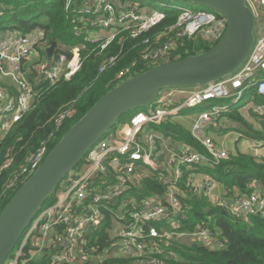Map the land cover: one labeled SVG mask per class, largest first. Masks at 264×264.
<instances>
[{
    "label": "built area",
    "instance_id": "2783aa9c",
    "mask_svg": "<svg viewBox=\"0 0 264 264\" xmlns=\"http://www.w3.org/2000/svg\"><path fill=\"white\" fill-rule=\"evenodd\" d=\"M75 1L67 0V6ZM246 2L257 21L256 39L248 60L239 71L208 87L176 90V95H184V101L176 109L170 107L169 98L162 96L157 108L133 115L123 128L95 144L79 168L63 180L54 194L53 203L44 206L34 218L5 264H77L89 259L99 262L116 255L132 257L145 251L147 238L169 237L180 228L176 216L182 210V203L177 196L186 169L194 171V167L199 165H217L228 158L226 149L214 144L205 132L208 127L216 126L225 109L211 105L195 118L192 134L207 154L184 145H170L156 127L183 109L204 107L215 99L233 96L240 100L247 93L263 99L259 104L252 103V111L264 117V0ZM73 13L82 22H88V27L93 29V42H101L102 49L107 48L120 32H128L133 39H139L166 18L163 10L148 12L139 3H120L117 0H84L82 5L73 9ZM88 27H78L77 33L88 31ZM227 29L228 19L220 13L183 10L167 34L158 36L153 44L149 38L143 40L142 45L148 47L142 62L121 70L117 79L121 82L169 62L181 40L200 35L206 45L215 44ZM171 33L173 36L162 42ZM48 48L41 31L27 35L9 31L0 36V78H11L15 85L14 88L0 85V148L5 136L29 112L33 103L34 86L24 71L25 62L40 56V50L47 53ZM73 53L71 59L65 54L56 55L51 67L48 57L41 59L40 56L36 66L40 76L38 82L54 83L62 76L65 79L75 76L80 71L81 61L79 49L75 48ZM114 64L115 59L111 58L108 65ZM105 69L103 67L101 72ZM47 156L46 147H42L7 186V193L28 181ZM11 165L12 160H8L2 169ZM151 171L158 172L159 180L167 187L165 202L133 196L139 180ZM186 186L194 196L214 197L216 185L212 178L207 177L199 186L194 180L187 179ZM214 202L234 216H264V194L260 192L238 197L235 201L223 199ZM166 204L172 211L164 206ZM107 218L111 220L108 232L114 242L102 253L97 250L99 246L93 248L91 240L103 228ZM153 222L163 226L158 229L151 224ZM165 224L169 226L164 227ZM178 236L208 247L218 246L208 228Z\"/></svg>",
    "mask_w": 264,
    "mask_h": 264
},
{
    "label": "trees",
    "instance_id": "16d2710c",
    "mask_svg": "<svg viewBox=\"0 0 264 264\" xmlns=\"http://www.w3.org/2000/svg\"><path fill=\"white\" fill-rule=\"evenodd\" d=\"M83 2L84 0H76V5L80 6ZM167 14L166 19L139 39H133L128 32L121 33L110 46L101 49L99 44L93 42L92 28L81 34L77 33L81 26L78 19L66 11V0H0V36L9 31H18L23 35L41 31L49 47L57 42L58 47L62 45L65 48H57L54 54L65 53L70 58V49L80 47L82 59V67L74 77L70 80L61 79L53 85L36 80L35 68L38 62L31 64L29 74L24 67L28 80L34 86V99L29 112L13 126L1 144L0 215L14 194L27 182L7 193L6 188L15 176L42 147H46L49 154L73 125L102 97L116 88V76L121 70L135 62H142L148 47L142 45L143 40L149 38L153 44L158 36L167 34L170 27L176 24L179 12L169 11ZM172 36L173 33L168 34L162 42ZM214 46H207L201 38L181 40L170 62L207 52ZM40 54L41 59L47 57L46 51L40 50ZM111 58L115 59L114 66L101 74L100 68ZM250 96L261 103L260 97L253 94ZM135 112L123 115L118 123L127 122ZM221 116L232 123L229 129H236L241 137L264 144V117L253 114L247 104L232 105ZM156 128L174 146L183 144L193 150L205 152L192 137L191 124L170 118ZM8 160H12V165L8 169H2ZM197 170L216 179L226 193L232 196L237 194L247 197L260 189L264 192V159L255 155L237 151L217 165L199 166ZM193 172L186 169L179 185L180 194L177 197L182 203V210L176 216L180 228L175 229V232L192 234L199 228H208L220 247L210 248L188 242L186 237H175L174 233L169 237L161 235L147 238L145 251L132 257L116 255L99 262L89 259L88 262L77 264H264V216H234L229 212L225 214L217 203L205 195L194 196L186 186V180ZM166 192L167 187L159 180V173L151 171L139 180L138 186L133 189V196L138 199L151 197L165 202ZM48 205L50 199L45 207ZM164 206L172 211L171 206ZM110 224L111 220L107 218L103 228L91 240L93 248L99 246L98 252L104 253L114 242L108 232ZM151 224L158 229L163 226L158 222ZM168 226L165 224L164 227ZM168 230L173 231L171 227ZM96 237H99L98 241Z\"/></svg>",
    "mask_w": 264,
    "mask_h": 264
},
{
    "label": "water",
    "instance_id": "95a60500",
    "mask_svg": "<svg viewBox=\"0 0 264 264\" xmlns=\"http://www.w3.org/2000/svg\"><path fill=\"white\" fill-rule=\"evenodd\" d=\"M178 1L225 15L228 18L225 36L205 53L162 65L122 83L70 128L1 213L0 264H5L62 180L123 115L154 107L163 90L213 85L236 73L248 59L255 42V18L245 0ZM57 48L58 43L54 42L47 49L49 63Z\"/></svg>",
    "mask_w": 264,
    "mask_h": 264
},
{
    "label": "bare ground",
    "instance_id": "6f19581e",
    "mask_svg": "<svg viewBox=\"0 0 264 264\" xmlns=\"http://www.w3.org/2000/svg\"><path fill=\"white\" fill-rule=\"evenodd\" d=\"M118 2H120V3H128V2H133V3H136V2H134L133 0H128V1H121V0H117ZM245 2H246V0H245ZM246 5H247V2H246ZM143 6V5H142ZM248 6V5H247ZM77 7H79L78 5H76V1L71 5V6H67V0H66V11L68 12V13H70L71 15H73V16H75L74 15V13H73V9H76ZM144 7V6H143ZM205 8V7H204ZM146 9V8H145ZM207 9H209V8H207ZM250 9V8H249ZM148 12H151V11H156V10H149V9H146ZM159 10H163V11H165L166 12V17L168 16V12L169 11H178L179 12V16H180V14H181V12L183 11V10H181V9H179L177 6H175V5H173V4H169V3H162L161 4V9H159ZM184 10H186V9H184ZM188 10H190V9H188ZM202 10H204V11H209V10H211V12H213V13H218V12H216V11H214V10H212V9H209V10H205V9H202ZM251 10V9H250ZM193 11H200V10H193ZM252 12V11H251ZM253 14V13H252ZM222 15V14H221ZM223 16H225V15H223ZM254 16V15H253ZM76 17V16H75ZM226 17V16H225ZM227 18V17H226ZM255 18V17H254ZM76 19H78V23L80 24V28H83V26H87L88 27V22H82L81 21V18H78V17H76ZM166 19V18H165ZM178 19H179V17H178ZM228 19V18H227ZM178 21V20H177ZM177 23V22H176ZM256 25H257V21H256V19H255V30H254V34H255V39H256ZM155 27V26H154ZM88 29H90V27H88ZM93 30V29H92ZM151 30V29H150ZM228 30V29H227ZM86 31V30H85ZM84 32V31H83ZM227 32V31H226ZM121 33H123V32H120L119 34H117V36L116 37H118L119 35H121ZM97 34V33H96ZM143 34H145V33H143ZM142 34V35H143ZM226 34V33H225ZM141 35V36H142ZM140 36V37H141ZM225 36V35H224ZM223 36V37H224ZM93 37V36H92ZM116 37H115V39H116ZM94 38V37H93ZM198 38H201L202 39V41L204 42V40H203V38L199 35V36H196V37H194V38H192V39H198ZM114 39V40H115ZM192 39H184V40H192ZM113 40V41H114ZM112 41V42H113ZM221 41V40H220ZM220 41H218L217 43H215V44H209L210 46H214V45H217ZM112 42H111V44H112ZM94 43H97V44H101V42H94ZM205 43V42H204ZM255 43V42H254ZM110 44V45H111ZM109 45V46H110ZM75 48H78L79 49V56H80V51H81V48L80 47H74V48H71L70 49V53H71V57L69 58L65 53H59V54H65L67 57H68V59H71L72 57H73V55H74V53H73V51H74V49ZM102 49V48H101ZM106 49V48H105ZM212 49V48H211ZM177 50H178V48H177ZM176 50V51H177ZM252 51V50H251ZM175 52V51H174ZM173 52V53H174ZM205 53V52H204ZM199 54H202V53H199ZM251 54V53H250ZM56 55H58V54H54L53 55V58H52V61L50 62V67L53 65V63H54V60H55V57H56ZM250 56V55H249ZM249 58V57H248ZM110 60V59H109ZM108 60V61H109ZM248 60V59H247ZM246 60V61H247ZM80 61H81V67H82V59H81V57H80ZM108 61L100 68V73L101 74H104L105 72H107L111 67H113L114 65H108ZM245 61V62H246ZM244 62V63H245ZM168 63H171L170 61L169 62H167V63H164V64H162V65H166V64H168ZM243 63V64H244ZM162 65H160V66H162ZM160 66H157V67H154V68H149V69H146L144 72H142V73H139V74H137V75H134L133 77H131V78H129V79H126V80H124V81H119L118 79H117V76H116V79L118 80V86L119 85H121L122 83H124V82H126V81H128V80H130V79H133V78H135V77H137V76H139V75H141V74H143V73H145V72H147V71H149V70H151V69H155V68H158V67H160ZM103 67H106V69H105V71H103V72H101V69L103 68ZM242 67V66H241ZM240 67V68H241ZM239 68V69H240ZM81 69V68H80ZM239 71V70H238ZM78 73V72H77ZM76 73V74H77ZM233 74H235V73H233ZM233 74H231L230 76H232ZM230 76H227V77H230ZM74 77V76H73ZM227 77H225V78H227ZM72 78V77H71ZM70 78V79H71ZM224 78V79H225ZM61 79H65V77L64 76H62L58 81H60ZM70 79H65V80H70ZM223 80V79H222ZM222 80H220V81H222ZM58 81H56V82H54V83H52V82H50V84H55V83H57ZM220 81H218V82H220ZM218 82H216V83H214V84H217ZM118 86H116V87H118ZM211 86V85H210ZM190 89H193V88H180V89H166V90H163L160 94H159V96H158V99H157V103H156V105L154 106V107H152V108H147L148 110L147 111H136L133 115H135V114H137V113H139V112H148V111H150V110H152V109H155V108H157L158 106H159V102H160V99H161V97L162 96H165V97H167V98H169L170 100H171V102H170V107L172 108V109H176V108H178L179 107V105H180V103L182 102V101H184V95H176L174 92L176 91V90H190ZM245 97V96H244ZM243 97V98H244ZM177 98H179V100L177 99ZM242 98V99H243ZM261 98V97H260ZM224 98H221V99H215V100H213V101H216V100H223ZM237 99V98H236ZM242 99H240V100H237V102L234 104V105H236L237 103H239ZM252 101H255V99H252L247 105H248V107L251 109V111H252ZM263 101V99L261 98V102ZM221 108H224L225 109V111H223L222 113L223 114H225V113H227L228 112V109L230 108V107H227V108H225V107H221ZM185 110H190V109H183V110H181V111H179L177 114H175V115H171V116H169V117H167L161 124H159V125H157V126H160V125H162L163 123H165L168 119H170V118H177V117H180L181 116V113L183 112V111H185ZM253 112V111H252ZM253 114H255V113H253ZM132 115V116H133ZM222 115V114H221ZM256 115V114H255ZM132 116L130 117V119L132 118ZM64 117H62V119H63ZM196 118V117H195ZM129 119V120H130ZM227 120L225 119V118H223V116H220L218 119H217V121H216V126H210V127H208L207 129H212V128H216V130L217 131H223V129L225 128V126H224V123L226 122ZM117 124H118V122H117ZM116 124V125H117ZM193 129V128H192ZM205 132H206V129H205ZM111 134H113V133H111V130H110V132L107 134V135H105L101 140H103V139H105V138H107L108 136H110ZM238 136H239V139L241 140V139H243V137H241L240 136V134H238ZM64 137V136H63ZM192 137H193V134H192ZM194 138V137H193ZM245 139H247V138H245ZM101 140H99V141H101ZM247 140H249V139H247ZM98 141V142H99ZM97 142V143H98ZM167 142L170 144V145H172L169 141H168V139H167ZM253 142H257V141H253ZM96 143V144H97ZM257 143H259V144H262V143H260V142H257ZM201 145V144H200ZM202 146V145H201ZM93 147V146H92ZM91 147V148H92ZM203 147V146H202ZM261 147H263V145L261 146ZM90 148V149H91ZM204 148V147H203ZM89 149V150H90ZM192 149V148H191ZM205 149V148H204ZM194 151H196V150H194ZM227 151V150H226ZM197 152H199V151H197ZM88 153H89V151H88ZM87 153V154H88ZM201 153H203V154H207V151H206V149H205V152H201ZM230 154H231V152H229L228 151V158H229V156H230ZM256 155V157L257 158H261L260 157V153H256L255 154ZM87 156V155H86ZM86 156L84 157V159L86 158ZM227 158V159H228ZM84 159L77 165V167L84 161ZM199 166H208V167H212L213 165H199ZM199 166H196V167H194V172L193 173H191V175H190V177H189V179H191L192 181L194 180L195 182H196V180H195V177H194V175H196V170H197V168L199 167ZM75 168L73 171H71L63 180H65L68 176H70L72 173H74L78 168ZM201 173V172H200ZM207 177H209V178H212L211 176H209L208 174L207 175H205V180L207 179ZM212 179H214V178H212ZM63 180H62V182H63ZM214 181H215V185H217L219 182L216 180V179H214ZM61 182V183H62ZM61 183H60V185H61ZM196 184H197V186H199L200 185V183H198V182H196ZM60 185L57 187V189L55 190V192L59 189V187H60ZM216 187V186H215ZM55 192H54V194H55ZM191 192H193V191H191ZM259 192V191H258ZM194 193V192H193ZM260 193H262V194H264V192H260ZM54 194L51 196V200H50V204H52L53 203V197H54ZM198 195H203V194H198ZM226 197L227 198H229L230 197V195L229 194H227L226 193ZM209 200H212L213 201V199H210L209 197H207ZM238 198V197H237ZM236 198V199H237ZM235 199V200H236ZM223 212H227V211H224V210H222ZM247 215V214H246ZM174 236L175 237H178V234H176V232L174 231ZM179 238H182V237H179ZM215 240H216V242H217V239L215 238ZM192 243H195V242H192ZM217 247H214V246H209L210 248H218V247H220L219 245L220 244H218L217 243ZM208 247V246H207Z\"/></svg>",
    "mask_w": 264,
    "mask_h": 264
},
{
    "label": "rangeland",
    "instance_id": "374dc122",
    "mask_svg": "<svg viewBox=\"0 0 264 264\" xmlns=\"http://www.w3.org/2000/svg\"><path fill=\"white\" fill-rule=\"evenodd\" d=\"M136 3H139L141 5L144 6V8L149 9V10H159L161 9V4L162 3H169V4H173L175 6H177L179 9L184 10V9H190V10H209L207 8L192 4V3H188V2H184V1H178V0H133ZM211 11V10H209ZM207 46H209V44H207ZM65 49L62 45H59L58 49ZM33 60L31 61L32 64H36L39 61V58H32ZM252 100L250 94H245V97L239 102L240 105H246L248 104L250 101ZM237 102L236 96H233L231 98H227V99H223V100H216V101H212L207 103L206 105H204V107H199L196 109H190V110H185L181 113V117L185 118V119H193L196 115L199 114V112L203 111L206 109V107L211 106V105H215V106H219V107H231L232 105H234ZM253 104H259V101H252ZM217 108V107H216ZM175 119V118H174ZM129 120V119H128ZM127 120V122L124 123H118L113 129H111V133H115L118 130H120L121 128H123L126 124L129 123V121ZM179 121V120H178ZM195 122V120H194ZM232 125V123H230L229 121H226L224 123L225 128H227L228 130H225V128L223 129V131H217L216 128H212V129H206V135L209 136L210 138H212L213 143L216 144L217 146L224 148L227 150V152H231V153H235L237 152V148L238 149H242L243 147H247L249 149V152L251 153H260L261 157L264 158V144H259L257 142H253L251 140H247L245 138L243 139H239L238 136V131H236V129H229V127ZM149 130V129H148ZM233 130V132H228ZM240 140L237 142V140ZM263 145V147H261ZM177 147L181 146V145H175ZM51 200V199H50ZM186 241H188L187 239H185ZM185 240H183V242H186Z\"/></svg>",
    "mask_w": 264,
    "mask_h": 264
},
{
    "label": "crops",
    "instance_id": "0c3cea01",
    "mask_svg": "<svg viewBox=\"0 0 264 264\" xmlns=\"http://www.w3.org/2000/svg\"><path fill=\"white\" fill-rule=\"evenodd\" d=\"M40 56H41V54H40ZM40 56H35V58L37 59V58H39ZM47 58V57H46ZM33 59H30L29 61H27V62H25V65H24V67H26V70H27V73L29 74L31 71H30V66H31V64H32V61ZM35 71H36V73H37V77H36V80L37 81H39V79H40V76H39V74H38V72H37V70H36V68H35ZM0 85H4V86H9V87H12V88H14V82L12 81V79L11 78H7V77H2V78H0ZM178 100H179V98H177ZM197 116V115H196ZM195 116V117H196ZM195 117L193 118V119H185V118H183V117H177V118H175V120H179V121H182V122H186L187 124H191L192 125V127H193V125H194V120H195ZM225 129H227V128H225ZM234 130V129H233ZM233 130H231V131H228V132H233ZM238 141H240L239 139L237 140V142ZM252 141V140H251ZM179 145H183V144H179ZM184 146H186V145H184ZM237 151L238 152H241V153H247V154H250V155H255L254 153H251V152H249V149L247 148V147H243L242 149H238L237 148ZM256 156V155H255ZM260 157H261V154H260ZM262 158V157H261ZM262 159H264V158H262ZM196 172V175H194V177H195V180H196V182H198V183H203L204 181H205V175H207V173H205L204 171H200V170H197V171H195ZM201 172V173H200ZM261 190H263V189H260L259 190V192H262ZM237 197H240L239 195H235V196H232V195H230V197L229 198H227L226 197V191H225V189L223 188V186H222V184L221 183H218L217 185H216V187H215V189H214V197H213V201H217V200H223V199H227V200H234L235 201V199L237 198Z\"/></svg>",
    "mask_w": 264,
    "mask_h": 264
}]
</instances>
